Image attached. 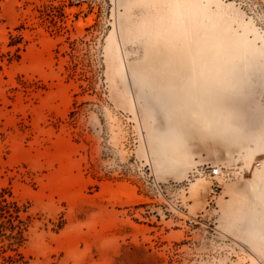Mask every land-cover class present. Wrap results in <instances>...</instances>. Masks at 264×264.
Returning a JSON list of instances; mask_svg holds the SVG:
<instances>
[{
	"label": "rangeland",
	"instance_id": "374dc122",
	"mask_svg": "<svg viewBox=\"0 0 264 264\" xmlns=\"http://www.w3.org/2000/svg\"><path fill=\"white\" fill-rule=\"evenodd\" d=\"M262 72L264 0H0V259L264 264Z\"/></svg>",
	"mask_w": 264,
	"mask_h": 264
},
{
	"label": "trees",
	"instance_id": "16d2710c",
	"mask_svg": "<svg viewBox=\"0 0 264 264\" xmlns=\"http://www.w3.org/2000/svg\"><path fill=\"white\" fill-rule=\"evenodd\" d=\"M21 208L18 206L17 202H8L3 199L0 202V219H7L10 224V230L12 233L16 231V234L12 236L17 243H22L24 238V233L27 231L26 224L20 218ZM14 221H18V225H14ZM5 230V223L0 222V233ZM0 264H27L23 255L16 253L15 255L2 256L0 259Z\"/></svg>",
	"mask_w": 264,
	"mask_h": 264
},
{
	"label": "built area",
	"instance_id": "2783aa9c",
	"mask_svg": "<svg viewBox=\"0 0 264 264\" xmlns=\"http://www.w3.org/2000/svg\"><path fill=\"white\" fill-rule=\"evenodd\" d=\"M222 175L221 169L220 168H214L210 171L209 177L211 179V191L213 193H216L220 189V183L218 179Z\"/></svg>",
	"mask_w": 264,
	"mask_h": 264
},
{
	"label": "snow or ice",
	"instance_id": "6c2138e0",
	"mask_svg": "<svg viewBox=\"0 0 264 264\" xmlns=\"http://www.w3.org/2000/svg\"><path fill=\"white\" fill-rule=\"evenodd\" d=\"M262 86H264V72L261 74ZM261 122L264 124V106L261 108Z\"/></svg>",
	"mask_w": 264,
	"mask_h": 264
},
{
	"label": "bare ground",
	"instance_id": "6f19581e",
	"mask_svg": "<svg viewBox=\"0 0 264 264\" xmlns=\"http://www.w3.org/2000/svg\"><path fill=\"white\" fill-rule=\"evenodd\" d=\"M260 144H261V143H260V142H258V143H257V147H259V146H260Z\"/></svg>",
	"mask_w": 264,
	"mask_h": 264
}]
</instances>
